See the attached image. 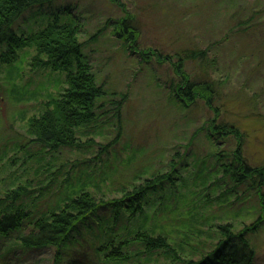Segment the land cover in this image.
Segmentation results:
<instances>
[{
  "label": "rangeland",
  "instance_id": "374dc122",
  "mask_svg": "<svg viewBox=\"0 0 264 264\" xmlns=\"http://www.w3.org/2000/svg\"><path fill=\"white\" fill-rule=\"evenodd\" d=\"M54 15L79 26L82 60L106 94L96 109L97 122L77 130L80 148L44 154L38 143L28 142L33 139L28 120L64 89L66 73L32 71L34 47L19 51L12 67L0 65V198L25 185L50 189L45 202L81 186L97 201L119 199L123 190L168 172L174 162L175 186L153 193L134 220L125 215L128 228L150 231L153 225L155 234L165 228L176 241L187 236L189 248L180 255L188 259L196 239L214 245L217 224L230 222L238 230L260 217L259 228L247 239L254 264H264V186L256 194L247 184L222 177L219 169L236 148L248 167L264 166V0H57L50 8L25 12L13 28L28 35ZM126 15L138 30L132 45L114 32V23ZM191 50L205 54L185 60L182 71L190 82L205 81L208 89L199 90L202 96L194 101L185 96L180 101L174 92L181 79L177 62ZM119 100L118 120L114 102ZM211 120L234 126L241 138L213 135L209 140L205 123ZM89 138L94 143L84 146ZM64 179L72 187L63 186ZM109 215L108 209L99 214ZM30 228L25 221L23 233ZM105 230L93 231L102 237ZM89 243H96L92 233L80 237L58 264H99ZM154 260L171 263L161 254ZM53 263V248L25 251L0 238V264Z\"/></svg>",
  "mask_w": 264,
  "mask_h": 264
},
{
  "label": "trees",
  "instance_id": "16d2710c",
  "mask_svg": "<svg viewBox=\"0 0 264 264\" xmlns=\"http://www.w3.org/2000/svg\"><path fill=\"white\" fill-rule=\"evenodd\" d=\"M56 1L0 0V65L12 67L19 51L34 47L35 52L29 62L32 71L49 69L52 72L66 73L64 89L43 104L39 115L28 120L27 132L33 136L28 142L38 143L44 154L49 155L58 153L63 148L78 149L82 146L77 137V130L97 122L96 109L101 108L99 102L106 94L103 87L96 84L90 68L82 60V44L78 39L79 26L76 23L61 22L57 14L44 28L28 35L18 34L14 30L13 23L25 12L50 8ZM250 19L251 17H248L245 22ZM239 23L243 25L244 22ZM114 32L118 38L132 45L138 30L132 17L126 15L114 23ZM140 54L143 58L148 57L146 52L142 51ZM204 54V50H191L183 56L180 55L176 76L181 79L174 89L178 100L181 101V97L185 96L194 101L197 95L202 96L200 91L208 89L205 81H198V84L190 82L181 65L187 59H197ZM8 73L10 74V70ZM120 97V100L123 99V95ZM209 97L208 94L207 103ZM120 100L114 102V115L118 120ZM205 129L209 140L213 135H233L237 139L241 138L237 128L216 120L205 123ZM93 143V139L89 138L83 145L89 147ZM111 144L112 142L105 145L102 151L106 152ZM220 156L221 154L217 157ZM229 159L228 163L219 165L222 177L228 176L237 185L245 183L249 188L255 189L256 194H260L259 190L264 186V166L248 167L239 148L231 153ZM169 168L168 172L145 179L130 191L123 190L125 193L119 199L107 201H97L88 192L81 190L84 189V186H81L78 192L71 189L67 193V189L62 197L57 196L45 202L50 189L29 190L25 185L17 186L0 198V238L12 239L14 247L25 251L53 248V264L60 263L63 254L79 243L80 237L88 233L95 237L96 243H89V247L92 249L94 260L99 264H159L154 260V256L158 254L169 258L171 263L168 264H254L255 253L247 236L257 231L260 217L238 230H235L230 222L217 224L214 227V245H201V240L196 239L190 252L198 256L192 258L195 257L193 255L188 259L180 255L189 248L187 236H183L185 240L176 241L172 233L164 232L165 228H161L158 234H155L157 226L153 225L150 231L137 229L135 232L128 228L127 218L134 220L142 213L143 206L149 202L153 193L157 190L164 193L167 191V185L171 188L175 186V180L178 178L175 176L176 164L171 162ZM48 169L46 168V172ZM52 175L50 172V180ZM67 181L68 179H64L62 183L63 186L67 185L66 188L72 185ZM25 199L31 207L29 210L25 208ZM103 209L110 210L112 215L107 219L100 217V211ZM25 221L31 228L23 233ZM120 222L125 223L123 227H119ZM94 228L106 230L101 237L93 231ZM208 247L211 249L203 252ZM8 249L10 248L8 247L5 253Z\"/></svg>",
  "mask_w": 264,
  "mask_h": 264
}]
</instances>
